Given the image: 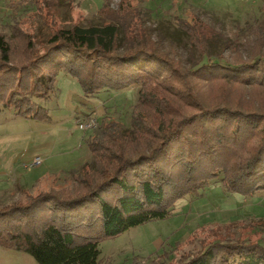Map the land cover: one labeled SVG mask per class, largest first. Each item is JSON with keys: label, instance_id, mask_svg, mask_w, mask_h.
Segmentation results:
<instances>
[{"label": "trees", "instance_id": "16d2710c", "mask_svg": "<svg viewBox=\"0 0 264 264\" xmlns=\"http://www.w3.org/2000/svg\"><path fill=\"white\" fill-rule=\"evenodd\" d=\"M42 1L7 3L0 28V108L46 118L37 101L53 93L60 70L79 81L85 96L137 85V102L129 128L102 119L90 129L91 161L73 173L72 186H51L26 194L25 202L0 206L1 247L24 251L38 264H96L102 239L165 219L177 200L220 174L228 193L264 192V98L228 99L236 84L264 95V22L244 42V55L234 48V62H206L190 71L160 51L140 15L124 11L129 7L122 0L116 9L104 1L100 24L76 22L68 28L55 27L51 14L45 24L41 10L47 13L50 5L42 7ZM174 21L199 55L208 56L200 17ZM208 86L216 91L213 103L202 98ZM237 222L247 230L244 235L231 228ZM240 223L195 229L170 252L177 255L163 257L168 264H264V219ZM206 229L209 241L202 237L199 248H186Z\"/></svg>", "mask_w": 264, "mask_h": 264}, {"label": "rangeland", "instance_id": "374dc122", "mask_svg": "<svg viewBox=\"0 0 264 264\" xmlns=\"http://www.w3.org/2000/svg\"><path fill=\"white\" fill-rule=\"evenodd\" d=\"M0 0V28L8 12L7 3ZM105 0H69L56 7L53 0H43L47 13L41 10L45 24L54 17L55 27H70L73 23L85 26L100 24L98 9ZM116 9L120 0H109ZM127 10L140 15L142 26L156 41L160 51L167 53L180 64L195 71L209 62L232 63L234 48L244 55V42L252 31L264 22V0H122ZM51 3V4H49ZM53 5L56 10H52ZM133 9V10H132ZM45 13V15H44ZM51 14V17H46ZM198 16L207 29L208 56L201 57L191 37L181 31L174 17L191 19ZM45 25L44 31L49 32ZM9 33V30L7 31ZM121 33V32H120ZM244 57V56H243ZM191 82L197 80L191 78ZM139 86L120 91H100L85 96L79 81L60 70L54 81V91L37 103L45 109L44 119L16 115L12 108H0V206L9 202L27 201L49 187L72 186L83 162L91 161L86 139L90 129L81 130L78 123L95 119H114L129 128L130 113L137 102ZM212 86L203 88L204 102H214L216 91ZM228 99L254 101L264 98L250 86L233 85ZM261 95V96H260ZM264 104V103H262ZM93 127V128H94ZM91 128V129H93ZM39 157L42 163L30 167ZM27 166L29 168H27ZM221 174L210 180L198 192L177 200L165 219L152 220L99 242L96 264H168L164 253L172 258L178 252L172 249L191 235L193 230L239 220L246 224L251 219H264V192L242 196L226 192L220 183ZM243 220V221H241ZM239 223L231 227L244 235ZM207 225V226H206ZM209 229L201 230L194 242L186 246L193 250L201 246L202 237L209 241ZM176 254V255H177ZM0 264H38L24 251L0 246Z\"/></svg>", "mask_w": 264, "mask_h": 264}, {"label": "built area", "instance_id": "2783aa9c", "mask_svg": "<svg viewBox=\"0 0 264 264\" xmlns=\"http://www.w3.org/2000/svg\"><path fill=\"white\" fill-rule=\"evenodd\" d=\"M95 125H96V120H95V119H88L87 121H81L80 123H78V127H79L81 130L91 129V128H93ZM41 163H42L41 158L36 157V158L31 162V164H30L29 166H30V167H35V166L40 165ZM27 168H29V167L27 166Z\"/></svg>", "mask_w": 264, "mask_h": 264}]
</instances>
